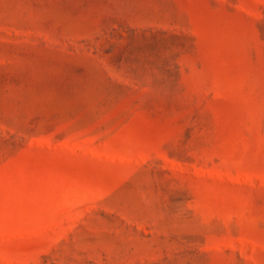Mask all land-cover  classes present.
Instances as JSON below:
<instances>
[{"label": "rangeland", "instance_id": "obj_1", "mask_svg": "<svg viewBox=\"0 0 264 264\" xmlns=\"http://www.w3.org/2000/svg\"><path fill=\"white\" fill-rule=\"evenodd\" d=\"M0 264H264V0H0Z\"/></svg>", "mask_w": 264, "mask_h": 264}]
</instances>
